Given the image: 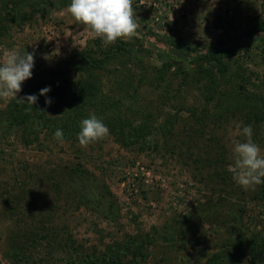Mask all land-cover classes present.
<instances>
[{
  "label": "rangeland",
  "instance_id": "rangeland-1",
  "mask_svg": "<svg viewBox=\"0 0 264 264\" xmlns=\"http://www.w3.org/2000/svg\"><path fill=\"white\" fill-rule=\"evenodd\" d=\"M70 2L0 0V64L35 52L18 98L34 83L53 101L10 127L0 98V264H264V184L231 168L243 125L264 156V0H133L136 33L111 45ZM210 48L229 49L222 71ZM90 114L108 136L56 141Z\"/></svg>",
  "mask_w": 264,
  "mask_h": 264
},
{
  "label": "clouds",
  "instance_id": "clouds-1",
  "mask_svg": "<svg viewBox=\"0 0 264 264\" xmlns=\"http://www.w3.org/2000/svg\"><path fill=\"white\" fill-rule=\"evenodd\" d=\"M67 11L78 25H83L105 45L134 36L138 27L133 0H71ZM34 64L35 52H26L21 56L10 51L6 61L0 64V98H14L33 107L39 96L45 97V105L50 106L53 102L48 96L51 86L41 88L38 95L26 94L18 98L22 84L32 78ZM238 130L244 139L237 141L232 148L233 180L245 190H254L264 184V156H261L262 150L253 140L252 125H243ZM108 135L106 124L95 114H90L80 121L77 140L81 146H87ZM63 137V130L58 128L54 138L63 143Z\"/></svg>",
  "mask_w": 264,
  "mask_h": 264
},
{
  "label": "trees",
  "instance_id": "trees-1",
  "mask_svg": "<svg viewBox=\"0 0 264 264\" xmlns=\"http://www.w3.org/2000/svg\"><path fill=\"white\" fill-rule=\"evenodd\" d=\"M251 32L253 33H264V20H259L258 22H256L254 25H252L251 28ZM123 50V49H121ZM229 49L228 48H224V49H217V50H213V49H208L206 51L207 57L210 58V60L216 62L214 67H217L219 70H223L225 69L224 64L220 61L221 56H226L228 54ZM88 53L87 52H81L78 56H77V60H79L80 62H85L86 59L88 57ZM176 57L179 58H185L188 57V53H181L179 51H176ZM106 55H104L105 58ZM99 58L96 60H92L95 61L93 68H99L102 63L105 61V59ZM108 58V57H107ZM90 66L88 64H85V71H89ZM80 83V82H79ZM43 88L41 85L38 86L37 84L32 83V85L29 87L27 94H37L39 93V90ZM86 89L83 88L82 86L79 89H76L73 92V96L75 94H79L80 92H84ZM87 97H91L93 96V91L92 88L89 89L87 91L86 94ZM41 97L38 96V101L35 105H33V107H31L29 104H27L26 102H17L16 99H13L8 107H7V113H6V119L8 121V125L11 126H16V127H23L25 125V123L28 122L29 119H40L42 118V115L44 114L45 110L43 109V103L41 102ZM77 118V115L76 117ZM60 127H58L59 129L63 130L64 135L65 134H71V133H76L80 131V124L79 123H74V124H70V123H63L61 125H59ZM141 134L139 136L145 138V133L140 130ZM134 136L139 137L137 134H134ZM142 138V139H143ZM74 175L72 176H77V171L74 170ZM79 174H84V172H80ZM107 216V215H105ZM10 240L9 242V248L11 249V251L13 253H16L19 250V247L14 246L15 244L18 243V241H15L16 238L14 237H9L8 238ZM14 243V244H13ZM137 251H134L132 249V255H134ZM97 262H101L104 263L106 262V259L104 256L99 257V261L98 259H91L87 262V264H95ZM112 264V263H110Z\"/></svg>",
  "mask_w": 264,
  "mask_h": 264
}]
</instances>
